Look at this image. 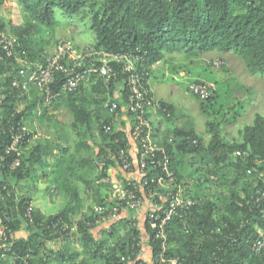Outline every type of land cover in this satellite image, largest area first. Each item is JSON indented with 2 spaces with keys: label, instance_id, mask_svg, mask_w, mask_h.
Here are the masks:
<instances>
[{
  "label": "trees",
  "instance_id": "16d2710c",
  "mask_svg": "<svg viewBox=\"0 0 264 264\" xmlns=\"http://www.w3.org/2000/svg\"><path fill=\"white\" fill-rule=\"evenodd\" d=\"M5 1L0 0V10ZM17 1L22 6L25 22L16 24L0 14V31L18 38L19 56L28 54L30 59L45 60L44 51L51 45L53 37L49 36L50 27L56 24V12L61 9L69 15L82 14L90 19L95 36L91 45L97 49L111 52L140 50L145 58L141 69L148 70L151 80L164 78L166 74L173 77L175 74H186L183 65L172 64L174 55L168 53L194 58L213 50L231 51L245 60L251 74L264 75V0ZM221 61L220 67H216L213 62L205 70L227 69L226 62ZM160 62L163 63V69L158 70L155 66ZM17 70L18 62L15 58L4 57L0 60V85L5 86L0 95V223H6L10 228L9 241L5 243L10 250L0 248V264H50L55 258L59 260L58 264H147L135 256L139 250L142 230L137 227L134 216L120 220L116 218L108 225H102L112 235L121 228L125 231L115 245H111L96 232L98 216L93 207L75 222L83 207L80 191L76 190L61 210L47 215L34 207L31 216L28 211L34 201L32 189L21 191L22 182L34 174L36 179L41 176L48 178V171L44 168L51 165L56 173V185L69 191L71 183L67 181L70 178L68 176H82L85 166L93 164H88V158L78 161L74 153H69V147H62L50 140L32 144L38 133L34 126L28 124V115L35 113V116L45 119L62 106L74 116L72 126L77 130V151L100 146L95 141L92 145L88 143V138L99 137L104 145L97 152L102 162L98 177L100 180L105 177L113 179L110 171L118 170L117 153L126 147L128 138L126 129H120L116 121L132 115L127 109L125 75L119 74L116 80L110 81L108 87L103 79L93 75L91 87L84 82L78 89L63 93L52 105L45 106L33 83L28 94L12 86ZM188 72L191 76L193 70L188 69ZM64 80L65 75L59 73L55 87L59 88ZM191 82L209 81L192 77ZM217 96L215 86L209 97L196 96L201 100L200 110L207 117V130L212 134L207 145L204 136L188 120L184 127L168 126L167 132L163 134L176 183L182 186L184 196L195 200L188 215H177L168 224L167 257L178 259L176 264H255L258 261L252 243L264 233V216L250 203L255 177L248 169L256 159L264 160V115L256 114L254 123L241 131V141L227 140L221 133V124L236 120L238 116L231 120L224 115L230 109L227 111L224 106L214 108ZM107 100L118 103L116 114L105 106ZM159 101L167 110H160L165 123L174 121L180 115L174 104L166 100ZM21 105H24L22 109ZM39 105L43 106L41 112ZM168 112L169 116L165 114ZM220 115L223 119L218 122ZM19 121L27 124L29 130L21 143V164L12 169L17 154L14 151L8 152V148L13 140L11 129ZM108 124L112 126L111 131H106ZM154 137L157 138L158 134ZM170 138L173 141H169ZM107 150L111 156L105 157ZM238 150L246 154L238 157L235 155ZM194 154L196 160L191 157ZM204 161L207 164L213 162L216 167L223 166L222 175L217 170L200 165ZM41 168L44 171L40 174L38 171ZM204 170L207 174L203 175L205 179L202 180L199 174ZM231 171H234L232 179ZM82 178L84 180V176ZM227 180L230 181L229 194L221 206L217 201L203 197L198 190L200 185H204L203 181L219 184ZM90 183L86 181V185ZM109 185L112 187L111 182H99L97 185V204L111 205L109 194L102 193ZM144 224L151 234L148 221L145 220ZM22 230L26 235L19 236ZM69 236L72 237L71 244L59 250L49 247V243ZM153 239L154 236H151L149 243L153 254L157 255L161 244ZM77 245H82L83 252L90 258L83 257L80 261L83 252L76 248ZM128 255L132 258L123 260Z\"/></svg>",
  "mask_w": 264,
  "mask_h": 264
},
{
  "label": "built area",
  "instance_id": "2783aa9c",
  "mask_svg": "<svg viewBox=\"0 0 264 264\" xmlns=\"http://www.w3.org/2000/svg\"><path fill=\"white\" fill-rule=\"evenodd\" d=\"M19 44L17 37L0 31V60L4 57H13L21 63L17 76L13 78L12 86L27 89L33 83L38 88L45 106L52 105L63 93L78 89L82 83H89L93 75H96L97 79H103L107 87L110 86L111 80L118 78L119 74L125 75L128 91L127 109L132 115L129 117L127 145L118 150L117 161L127 176L124 182H112L110 177L101 179V182L112 184L109 193V200L112 203L110 206L95 207L98 216L96 224L110 223L119 218L124 210H139L147 206L145 220L149 223L151 234L147 229V235L142 234L138 244L139 250L135 256L143 259L147 264H176L178 259L167 257L168 224L177 215H188L195 205V200L184 196L182 186L176 183L175 175L170 168L171 158L162 134L166 130L164 115L161 113L160 116L152 117V111L167 112V110L152 93V80L148 70L141 69L145 58L140 50L111 52L97 49L91 44L78 46L71 39L59 38L52 49L44 51V61L32 62L19 56L17 53ZM221 64L220 59L214 61L216 67H220ZM59 73L65 75V80L58 88L55 84L58 82ZM213 88V84L209 82H191L187 86V94L207 98ZM2 93L3 88L0 85V95ZM105 106L113 114H116L119 107L113 100H107ZM165 114L170 115L169 112ZM28 130L27 124L21 121L11 129L13 140L8 152L14 151L17 154L12 169H16L21 164V143L24 142ZM111 130L112 126L108 124L106 131ZM156 133L157 138L154 137ZM116 141L119 142V139ZM169 141L173 139L170 138ZM245 154L243 150L235 153L238 157H243ZM248 172L255 177L250 203L264 216V160L256 159ZM32 208H34L33 203L30 204L29 216ZM134 219L137 220L136 217ZM137 224L140 229L138 220ZM9 230L8 224L0 223V248L10 250L5 246L9 241ZM151 236H154L155 242L161 244L157 255L153 254V248L149 243ZM147 246L151 254L147 253ZM252 250L258 257L255 264H264V233L253 241ZM131 258V255H128L123 257V260Z\"/></svg>",
  "mask_w": 264,
  "mask_h": 264
},
{
  "label": "rangeland",
  "instance_id": "374dc122",
  "mask_svg": "<svg viewBox=\"0 0 264 264\" xmlns=\"http://www.w3.org/2000/svg\"><path fill=\"white\" fill-rule=\"evenodd\" d=\"M0 14L1 16L13 21L16 24L24 23L26 20L22 6L18 3L17 0H6L4 6L1 7ZM56 19V24L50 27L51 33H49V36L52 35L53 37H56H52L53 39L51 38V47H53L54 42L58 38L71 39L75 41V43L79 46H84L95 41L94 32L91 29V21L90 19L84 17L82 14L69 15L67 13H64L63 10L58 9L56 12ZM46 29L48 31V28ZM168 55H174V62L172 64L178 66L183 65V69L186 74L183 73L182 76L175 74L174 77L173 75L166 74V77L164 78L159 77V79H153V91L158 96L163 97V99H165L166 101H170L176 104L177 111L178 113H180V115L177 116L174 121H167L166 123L164 122L166 128L171 125H180V127H184L185 122L188 120L189 124L192 123L196 131L204 136L205 144L207 145L210 142L212 134L207 130V117L200 110L201 100L193 94H187V85L192 77H197L214 84L215 89L218 93V96L215 99L214 108L219 109L221 106H224L227 111L228 109H230L229 113H224L225 117L228 119L233 120V117L238 116L236 120L221 124V133L227 140L241 141L243 138L241 131L245 129L246 126L254 123L256 114L260 113L264 115V75L251 74L247 69L245 60L241 56L231 51L221 52L219 50H213L201 55L200 57L194 58H186L184 54L179 53H168ZM218 59L226 62L225 65L227 69L212 68L205 70V68L210 67V65H212L213 62ZM188 69L193 70L191 76L190 74H188ZM160 74H162V72H160ZM42 107L43 106L41 105V109ZM57 113H62V117L64 118L62 120L56 118L52 121H44L43 126H41L39 129L41 132L37 131L38 135L33 139L32 144L44 140H50L54 143H59L62 146H67L70 149L74 148L75 139H77L76 131L72 130L67 124L72 119V116L69 114L70 112L65 107L61 108ZM217 119L218 122L221 121L223 119L222 115H220ZM39 122L42 125L41 121H37L36 123ZM57 123L65 124L66 126L63 127L66 128L63 130H61L60 128L56 130L54 128L56 130L54 132L51 124L54 125ZM166 132L167 130L163 133L165 134ZM93 140L96 141L100 146L104 145L97 136ZM91 153L92 152L87 154ZM110 154V151L107 150L104 156L107 157L106 155ZM93 155H95V153H93ZM195 156L196 154L192 155V159L196 160ZM80 157H83L82 154H80ZM189 158L190 156L188 157V159ZM100 162L101 161L97 163L95 162L98 165L94 164L92 166H85V171L82 175V177L84 176L85 182L83 183V181L78 180L77 178V180L72 182L74 183V185H71V189L67 192L60 191L63 189L58 188V186L54 182L53 176H49L48 179L44 180L42 179V176L36 179V174H34L26 181H23V189L20 190L25 191L28 188H31L34 197V205L36 207L38 206L42 208L44 212L48 211V213H50L52 211H57L66 202L70 201L75 190L81 189L82 185L84 189L83 207L82 210H80L77 214L78 216L75 219V222H77L83 217V214L85 212L87 213L88 211H90L91 207H93V210H95V207L99 205L96 203L94 194L96 192L97 185H99L98 181L96 180L99 179L98 175H100L99 165L102 164V162ZM200 165H202L204 168L217 170L219 171L220 175H222V171L224 170L223 166L216 167L213 162L207 164L204 161ZM42 171L43 169H40L39 173L41 174ZM110 174H117V170L111 169ZM206 174L207 173L204 170L199 174V177L204 180L205 178L203 177V175L205 176ZM230 174L232 175L230 176V179H232L234 171H231ZM35 179L37 180V182L35 181ZM86 181L91 182L90 185H86ZM99 182L101 183V180H99ZM203 182L204 185H200L198 189L202 193V196L206 197L207 199L209 198L211 200L217 201L221 206L224 198H228L230 181L227 180L226 182L224 181L219 184L218 182ZM194 184L196 185V182ZM38 187L40 189L39 191H37ZM240 188H242V186ZM106 189L110 193L112 187L109 185L106 187ZM43 191H45L47 194ZM219 195H221V198L219 197ZM49 202L50 206L49 208H46L48 207L47 204ZM101 225L102 224L99 223L95 224L97 229ZM124 233L125 231H123L122 228L118 230L114 235L110 234L109 230L105 228L99 230V236L102 237L103 240H108L111 245H115L116 240L121 235H124ZM24 235H26V232H24L23 230L19 232V236ZM71 241L72 237L69 236L66 239H59L49 243V247L54 248V250H59L64 245L71 244ZM76 248L82 252L84 250L82 245H77ZM83 257L90 258L84 252L79 257V260L81 261ZM58 261L59 260L55 258L51 261L50 264H58Z\"/></svg>",
  "mask_w": 264,
  "mask_h": 264
},
{
  "label": "crops",
  "instance_id": "0c3cea01",
  "mask_svg": "<svg viewBox=\"0 0 264 264\" xmlns=\"http://www.w3.org/2000/svg\"><path fill=\"white\" fill-rule=\"evenodd\" d=\"M73 41V40H72ZM75 42V41H74ZM88 44H91V43H88ZM54 45V44H53ZM87 45V44H86ZM79 46V45H78ZM23 58H25V59H28L29 61H32V62H41V60L40 59H36V60H34V59H30L29 58V56H28V54H26L25 56H22ZM18 62V61H17ZM21 66V63H19L18 62V67H20ZM162 66H163V63L162 62H160V63H158L156 66H155V68H158V70H160L161 68H162ZM157 70V71H158ZM86 85H88L89 87H91V83L89 82V83H87ZM2 86V88H3V90L5 89V86H3V84L1 85ZM30 87H31V84L29 85V88H27V89H24V88H20L21 90H22V92H23V94L24 93H29L30 92ZM151 87H153V79H152V81H151ZM152 93H153V95L158 99V100H165V99H163V97H161V96H158L154 91H153V89H152ZM30 99L32 98L31 96L29 97ZM168 102H170V101H168ZM170 103H172V102H170ZM172 104H174V103H172ZM175 106H177L176 104H174ZM24 107V105H21V109ZM39 107V112H41L40 110H41V106L39 105L38 106ZM61 108H63V106L62 107H60L58 110H56V112L55 113H52V115L50 114V116H46L45 117V119H40L39 118V116H35V113H31V114H29L28 115V118H27V122H28V124L30 125V126H34L35 127V130H37V131H40L39 129H40V127L41 126H43V122L44 121H52L53 119H60V120H62L64 117H62V113H57ZM36 110H38V109H36ZM35 110V111H36ZM153 113H152V117L153 118H155L156 117V115H158V116H160V114H161V112L160 111H152ZM156 113V114H155ZM71 116H72V119L70 120V122L69 123H67L68 124V126L72 129V130H74V131H76L77 132V130L72 126V123H73V121H74V116H73V114H71V113H69ZM37 121H41L42 122V125H41V123L39 122V123H36ZM66 123V122H65ZM58 124V125H57ZM57 124H54V125H52L51 124V127H52V129L54 130V132L56 131V130H58L59 128L61 129V130H63V129H65L66 127H63V126H66L65 124H60V123H57ZM70 124V125H69ZM116 124L118 125V127L120 128V129H126V131L128 130V128H129V124H130V119H129V117L128 116H124V117H122L121 119H118L117 121H116ZM60 125V126H59ZM67 126V127H68ZM166 127V126H165ZM56 130H55V129ZM78 128V127H77ZM166 129V128H165ZM41 132V131H40ZM162 134H164V133H162ZM94 138V137H93ZM88 140H89V142L88 143H90L91 145L92 144H95V142H93L94 140L90 137V138H88ZM61 145V144H60ZM63 147V146H62ZM99 148H100V146H93V148H91V149H89V150H81V151H77V148L75 147V144H74V148L73 149H70V151H69V153H74L75 155H76V159L78 160V161H80V160H83V159H89V161L90 162H88V164L89 163H93V164H95V165H98V164H96L97 162H99L100 161V159L98 158V155H97V159H96V154H97V152H98V150H99ZM136 150V149H135ZM90 152H92L91 154H87V153H90ZM93 153H95V155H93ZM80 154H82V156L83 157H80ZM93 155V156H92ZM85 156H91V157H85ZM107 156H109V155H107ZM110 156H111V154H110ZM53 160V159H52ZM92 160V161H91ZM96 162V163H95ZM101 163V162H100ZM99 163V164H100ZM93 164H91V165H93ZM86 165V164H85ZM84 165V166H85ZM42 169V168H41ZM118 170H117V174H113V181L114 182H124V180L126 179V173L124 172V171H122V169L120 168V166H119V168H117ZM45 170H47L48 171V178H49V176H53V179H54V177H55V172L52 170V165L51 166H47V169H45ZM44 171V170H43ZM38 172H40V169H39V171ZM80 173V172H79ZM68 177H70V178H68V182H70V183H72L73 181H75V180H77V178H78V180H81V181H83V183H84V180H83V178H82V176L81 177H79V176H68ZM48 178H46V179H48ZM42 179H44V178H42ZM46 179H44V180H46ZM99 180L100 179H98L97 181H98V183H99ZM71 185H74V183H72ZM58 186V185H57ZM58 188H61V186L60 187H58ZM62 189V188H61ZM70 189H71V186H70ZM69 189V190H70ZM40 189H39V187H38V190L37 191H39ZM83 187H82V185H81V189H79L78 191H80V193H81V196L84 198V192H83ZM60 191H65V192H67L66 190H60ZM72 191V190H71ZM76 191V190H75ZM43 192H45V191H43ZM96 192H97V189H96ZM96 192H95V194H94V196L96 195ZM46 193V192H45ZM102 193L103 194H109V192L107 191V189L106 188H104L103 190H102ZM47 194V193H46ZM50 194V193H49ZM97 196H98V194H97ZM72 197H73V195H72ZM71 197V198H72ZM109 198H110V196H109ZM109 202H111V200H109ZM34 204V203H33ZM66 204V203H65ZM47 206L48 207H46V208H49V206H50V202L47 204ZM34 207L36 208V209H39L40 211H42L44 214H51V213H54V212H57V211H59V210H61V208L63 207H61V208H59L57 211H52V212H50V213H48V211H45L44 212V210H42V208H40V207H36L35 205H34ZM146 211H147V206H145V207H142V208H140L139 210H133V211H129V210H124L122 213H121V216L119 217V220L120 219H124V218H129V217H136L137 218V220L140 222V229L142 230V234H144V235H147V230H146V227H145V216H146ZM114 221V220H113ZM100 224H102L103 226L104 225H108L109 223H100ZM139 224V223H138ZM100 226L97 230H96V232H98L99 233V230H101L102 229V227L103 226ZM145 238H146V236H145ZM146 251H148L147 253L148 254H151V251L149 250V247L147 246L146 247Z\"/></svg>",
  "mask_w": 264,
  "mask_h": 264
},
{
  "label": "clouds",
  "instance_id": "9594fccd",
  "mask_svg": "<svg viewBox=\"0 0 264 264\" xmlns=\"http://www.w3.org/2000/svg\"><path fill=\"white\" fill-rule=\"evenodd\" d=\"M57 40H58V39H57ZM54 43H55V42H54ZM53 46H54V45H53ZM49 48L52 49L53 47H49ZM49 48H48V49H49ZM33 205H34V204H33Z\"/></svg>",
  "mask_w": 264,
  "mask_h": 264
}]
</instances>
